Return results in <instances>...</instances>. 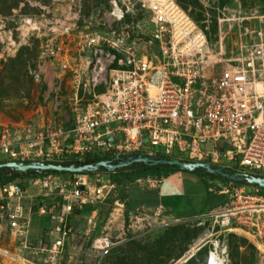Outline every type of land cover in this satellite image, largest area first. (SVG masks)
<instances>
[{
	"label": "rangeland",
	"instance_id": "rangeland-1",
	"mask_svg": "<svg viewBox=\"0 0 264 264\" xmlns=\"http://www.w3.org/2000/svg\"><path fill=\"white\" fill-rule=\"evenodd\" d=\"M184 2L185 12L207 31V50L210 58L218 61L216 71L237 52L238 26L264 12V0ZM64 27L69 28L67 33L62 32ZM153 28L149 12L137 0H0V135L7 130L17 141L26 139L32 148L22 160H61L56 155L45 156V147L33 145L38 134L70 127L76 99L86 102L92 96L88 89L94 91L93 84L109 81V66L115 61L110 58L112 50L118 48L116 53L124 59L129 49L151 53L146 42ZM46 45L56 46L57 55L47 56ZM40 148L42 153H38ZM165 150L151 148L146 141L140 153L157 155ZM169 154L183 157L175 150ZM7 159L0 154V161ZM41 178L21 181L27 195L23 209L33 207L30 214L23 211L28 215L30 239L40 247L49 244L52 223L36 208ZM75 180L112 186L104 188V198L88 203L93 205L91 210L79 209L71 215L75 222L70 225L59 264H189L190 260L197 263L202 249L209 250L206 244L194 256L186 254L194 243L207 241L203 230L209 224L192 215L207 198L206 186L193 172H177L164 180L141 178L124 186L112 182L104 172L57 175L52 181L59 187L50 189L52 195L43 198L44 204L54 206L55 215L61 213L58 193L68 192ZM207 182L212 193L226 189L219 180ZM120 186L126 189V202L118 198ZM109 195L117 198L105 216L102 208L106 205L102 203ZM220 238L227 243L228 264H264V237L252 240L232 231ZM98 239H106L109 245L103 250L96 248ZM24 251L20 236L9 226L7 212L0 210V264H46Z\"/></svg>",
	"mask_w": 264,
	"mask_h": 264
},
{
	"label": "built area",
	"instance_id": "built-area-1",
	"mask_svg": "<svg viewBox=\"0 0 264 264\" xmlns=\"http://www.w3.org/2000/svg\"><path fill=\"white\" fill-rule=\"evenodd\" d=\"M137 2L149 12L154 26L146 42L151 53L125 50V59L118 58V66L110 69L109 81L100 83L104 90L97 93L100 84H93L89 100L76 99L71 126L38 134L33 145L45 147V156L82 160L94 151L140 153L147 141L151 148L165 147L167 155L175 150L189 159L264 175V12L238 26L237 52L216 71L218 61L208 54L206 30L176 0ZM47 46L46 55L56 56L58 48ZM110 58L114 60L115 53ZM25 140L17 141L3 130L0 154L26 158L32 147ZM52 178L46 175L38 180L36 206L38 214L52 220L49 244L40 247L30 240L28 215L23 211L30 214L32 206L23 209L27 195L20 184L0 187V210L7 212L24 252L46 264H59L75 222L74 209L104 198V188L112 185L91 186L75 180L68 192L58 193L61 213L55 215L54 206L43 203L44 197L52 195L50 189L59 187ZM224 188L219 193L227 194V201L195 217L209 223L203 230L207 241L194 243L186 254L190 258L209 244L203 264L229 263L227 243L220 238L225 232L240 231L252 240L264 237V194L232 183ZM96 242L100 250L109 245L106 239Z\"/></svg>",
	"mask_w": 264,
	"mask_h": 264
},
{
	"label": "trees",
	"instance_id": "trees-1",
	"mask_svg": "<svg viewBox=\"0 0 264 264\" xmlns=\"http://www.w3.org/2000/svg\"><path fill=\"white\" fill-rule=\"evenodd\" d=\"M176 1L184 10L187 8V5L185 4L184 0H176ZM125 19H126V21L129 19V16L127 14L125 15ZM78 25L80 27L83 26L81 20H78ZM205 34L207 37V31H205ZM112 52L115 53V61H114V63H112L109 66L110 69L118 66L117 65V59L122 56L113 50H112ZM103 90H104V86L102 84H100L95 89V91L97 93L102 92ZM116 155H126V154L118 153V152L113 151V150L108 151V152H95L94 151L93 153H90L87 157L83 158L82 160H78L77 157H69L67 159H61V160H58L55 162H60L63 164H66V163L83 164V163L94 162V161L101 160V159H111ZM154 155H156V154H154ZM156 156H163L166 158H178L181 160H194V159H189L186 157H178V156H175L173 154L172 155H170V154H168V155L167 154H157ZM9 160H14V159L10 158V159H7L6 161H9ZM18 160H21V159H18ZM0 162H2V161H0ZM228 169L232 170L231 168H228ZM239 170H242V169H239ZM177 172H185V173L186 172H193L194 174L198 175L201 178L204 185L206 186V189H207L206 202H205L204 206L199 209L198 212L193 213L192 215H199V214L207 213L208 210L214 208L215 206L223 205L228 199L227 194L212 193L211 191H209L210 188L208 186V182H207L208 180H219L220 182L225 183V184L232 183L234 185H242V184L230 182V181H228L224 178H221L217 175L206 173L202 169H197L195 171H187V170H179L177 168L169 167V166L143 167V166H138V165H132V166H128V167H123V168L116 170L114 172H108L107 174L110 177V180L112 182H116L117 184H121V186H124V184H130V183L135 182L138 179L146 178V177H153L157 180H160V179L164 180V179H167L168 177L172 176L173 174H175ZM99 173H102V172H95V173L89 172V173H84L83 175H93V174L98 175ZM74 174H76V173L28 171L27 173L19 175L15 171L5 168V169H0V187H2L3 185H7L9 183H13L16 180H19L18 184H20L21 186H24L22 183L23 182L22 180L25 178H37V177H41V176L44 177L45 175L69 176V175H74ZM121 186H120V189L118 192L119 193L118 198L125 201V200H127V199H125L126 189L122 188ZM248 187L252 188L250 190L256 189L258 191V193L264 194V188L254 187V186H248ZM218 190H220V189H218ZM116 198L117 197H113V196L109 195V197L102 203V204L105 203L104 205H106V206L103 205L104 209L102 208V214L103 215H105V216L108 215L109 211L112 208L113 202L116 200ZM126 204L128 206V203H126ZM92 207H93V205L86 204L80 210H84V211L85 210H91ZM34 208H35V206H34ZM32 209H33V207H32ZM78 210L79 209L75 208L74 212H76V211L78 212ZM30 235L32 236V234L29 233V237L31 238ZM131 243H132V241H131ZM206 250H207V248H204L200 251V253H199L200 257H199V260L196 261L197 263H194L193 260L192 261L190 260L189 264H203L205 257L207 255Z\"/></svg>",
	"mask_w": 264,
	"mask_h": 264
},
{
	"label": "water",
	"instance_id": "water-1",
	"mask_svg": "<svg viewBox=\"0 0 264 264\" xmlns=\"http://www.w3.org/2000/svg\"><path fill=\"white\" fill-rule=\"evenodd\" d=\"M110 142L114 143V139L110 138ZM132 165L143 167L169 166L179 170L187 171L202 169L206 173L217 175L230 182L245 186L264 188V175H256L242 170H230L223 166L213 165L205 161L166 158L149 153H129L126 155H116L111 159H101L83 164H63L60 162L40 160H9L0 162V169H11L19 175L27 173L28 171L84 174L89 172H114L123 167Z\"/></svg>",
	"mask_w": 264,
	"mask_h": 264
},
{
	"label": "crops",
	"instance_id": "crops-1",
	"mask_svg": "<svg viewBox=\"0 0 264 264\" xmlns=\"http://www.w3.org/2000/svg\"><path fill=\"white\" fill-rule=\"evenodd\" d=\"M160 183V182H159ZM51 227V226H50ZM50 229V228H49ZM34 231V230H33ZM29 233H31V228L29 229ZM32 234V233H31Z\"/></svg>",
	"mask_w": 264,
	"mask_h": 264
}]
</instances>
